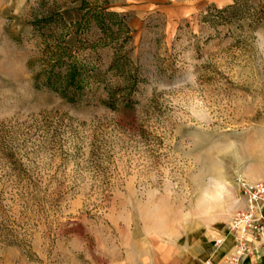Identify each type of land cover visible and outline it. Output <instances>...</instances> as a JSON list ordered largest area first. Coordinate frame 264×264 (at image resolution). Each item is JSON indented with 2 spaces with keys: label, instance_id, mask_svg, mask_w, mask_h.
Instances as JSON below:
<instances>
[{
  "label": "rangeland",
  "instance_id": "374dc122",
  "mask_svg": "<svg viewBox=\"0 0 264 264\" xmlns=\"http://www.w3.org/2000/svg\"><path fill=\"white\" fill-rule=\"evenodd\" d=\"M60 13L93 19L70 96L35 81ZM240 176L264 180V0H0V264L209 260Z\"/></svg>",
  "mask_w": 264,
  "mask_h": 264
},
{
  "label": "trees",
  "instance_id": "16d2710c",
  "mask_svg": "<svg viewBox=\"0 0 264 264\" xmlns=\"http://www.w3.org/2000/svg\"><path fill=\"white\" fill-rule=\"evenodd\" d=\"M97 20V17H95ZM92 20L66 19L60 13L57 17L39 21V30H44L45 47L43 62L36 76V86L48 88L63 96L75 95L80 92L85 65L80 63L79 57L70 44L74 29H81L92 25ZM76 45H86L81 37H76ZM82 41V43H81ZM33 67V65H32Z\"/></svg>",
  "mask_w": 264,
  "mask_h": 264
},
{
  "label": "built area",
  "instance_id": "2783aa9c",
  "mask_svg": "<svg viewBox=\"0 0 264 264\" xmlns=\"http://www.w3.org/2000/svg\"><path fill=\"white\" fill-rule=\"evenodd\" d=\"M237 187L243 206L229 227L235 251L227 257V264H243L258 247L264 249V180L250 181L240 176Z\"/></svg>",
  "mask_w": 264,
  "mask_h": 264
},
{
  "label": "crops",
  "instance_id": "0c3cea01",
  "mask_svg": "<svg viewBox=\"0 0 264 264\" xmlns=\"http://www.w3.org/2000/svg\"><path fill=\"white\" fill-rule=\"evenodd\" d=\"M255 179V178H253ZM235 251V244L230 236L227 234V237L223 241V244L217 249L216 253L209 260L200 259L195 261L194 264H227L226 259L228 256L232 255ZM243 264H264V249L258 247L255 250V253L247 258Z\"/></svg>",
  "mask_w": 264,
  "mask_h": 264
}]
</instances>
